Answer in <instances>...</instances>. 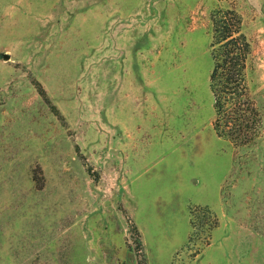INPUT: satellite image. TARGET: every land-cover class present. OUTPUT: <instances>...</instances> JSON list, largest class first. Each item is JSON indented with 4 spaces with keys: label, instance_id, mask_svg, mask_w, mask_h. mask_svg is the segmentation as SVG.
<instances>
[{
    "label": "rangeland",
    "instance_id": "1",
    "mask_svg": "<svg viewBox=\"0 0 264 264\" xmlns=\"http://www.w3.org/2000/svg\"><path fill=\"white\" fill-rule=\"evenodd\" d=\"M219 8L251 146L213 128ZM144 262L264 264V0H0V264Z\"/></svg>",
    "mask_w": 264,
    "mask_h": 264
},
{
    "label": "trees",
    "instance_id": "2",
    "mask_svg": "<svg viewBox=\"0 0 264 264\" xmlns=\"http://www.w3.org/2000/svg\"><path fill=\"white\" fill-rule=\"evenodd\" d=\"M211 20L213 128L219 137L234 145L251 146L263 134V117L247 82L251 44L243 30V18L235 8H219L212 12ZM42 92L45 95V91Z\"/></svg>",
    "mask_w": 264,
    "mask_h": 264
},
{
    "label": "water",
    "instance_id": "3",
    "mask_svg": "<svg viewBox=\"0 0 264 264\" xmlns=\"http://www.w3.org/2000/svg\"><path fill=\"white\" fill-rule=\"evenodd\" d=\"M4 58H6V59L10 58L9 54L5 53Z\"/></svg>",
    "mask_w": 264,
    "mask_h": 264
}]
</instances>
